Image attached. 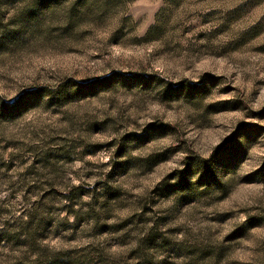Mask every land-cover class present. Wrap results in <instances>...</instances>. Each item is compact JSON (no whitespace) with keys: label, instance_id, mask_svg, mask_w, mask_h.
<instances>
[{"label":"rangeland","instance_id":"374dc122","mask_svg":"<svg viewBox=\"0 0 264 264\" xmlns=\"http://www.w3.org/2000/svg\"><path fill=\"white\" fill-rule=\"evenodd\" d=\"M0 264H264V0H0Z\"/></svg>","mask_w":264,"mask_h":264}]
</instances>
